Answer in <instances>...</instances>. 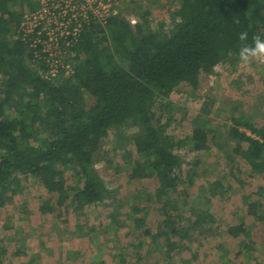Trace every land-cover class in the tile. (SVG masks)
<instances>
[{
    "label": "trees",
    "instance_id": "16d2710c",
    "mask_svg": "<svg viewBox=\"0 0 264 264\" xmlns=\"http://www.w3.org/2000/svg\"><path fill=\"white\" fill-rule=\"evenodd\" d=\"M123 5L124 0L120 16L108 18L105 25L93 20L84 27L66 50L73 74L66 75L60 66L57 77L46 78L51 69L48 54L42 53V47L30 48L18 31L25 12L36 5L31 0H0V208L22 192L24 180L36 179L49 195L41 201L42 214L69 208L85 215L98 204L118 206L104 233L113 225L115 231L133 226L142 234L138 242L121 241L118 264H126L127 257L132 260L131 247L137 250L147 239L151 264H193L201 259L198 236L216 222L208 206L229 193L232 185L217 179L209 184L208 196L196 205L198 198L190 197L189 187L194 185L198 163L190 158L187 164L178 151L200 152L209 150L211 143L220 148L228 144L226 156L240 163L232 174L236 181H260L256 192L243 197L247 207L239 223L226 225L227 237L240 241L239 255L252 258L255 233L246 219L264 223V124L258 126L244 113L232 114L223 130L204 121L202 115L183 139L169 129L180 111L171 100L179 87L185 85L195 92L202 75L213 74L221 64L237 70L239 33L248 32L247 43L255 35L264 38V0H179V7L170 13L168 31L164 23L156 29L148 27L149 10L132 27L123 16ZM85 94L94 99L90 106ZM204 110L208 112V107ZM131 127L138 131L126 132L119 140H126L143 158L134 161L131 178L153 179L155 192L146 197L157 204L163 217L156 231L137 202L139 194L134 201L132 193L118 196L96 169L110 132ZM220 134L226 137L223 143L218 142ZM242 167H248L245 180L239 177ZM67 170L74 174L69 181ZM185 184L187 216L178 214L176 196ZM125 202L132 204L129 207ZM87 228L94 240L98 228ZM134 258L137 263L143 260L140 255ZM231 261L224 253L216 264ZM0 264H4L2 257Z\"/></svg>",
    "mask_w": 264,
    "mask_h": 264
},
{
    "label": "rangeland",
    "instance_id": "374dc122",
    "mask_svg": "<svg viewBox=\"0 0 264 264\" xmlns=\"http://www.w3.org/2000/svg\"><path fill=\"white\" fill-rule=\"evenodd\" d=\"M34 4L37 7V2ZM178 7L179 0H124L122 11L125 19L135 27L143 21L141 15L149 10L151 14L148 16V27L156 29L164 23V30L168 31L172 27L170 13ZM68 58L69 56H66L64 59L66 69L71 65V59ZM68 74L67 71L66 75ZM84 100L87 106L94 101L88 94H85ZM171 100L180 111L174 114L176 120L169 132L178 139L190 135L194 124L201 122L199 116L202 115L204 121L209 120L213 127L218 126L223 130H226L231 122L232 114L238 116L244 113L261 126L264 124V63L254 62L247 67L240 64L237 70L230 64H221L214 69L213 74L202 75L200 87L195 92L182 85L171 95ZM205 107H208L209 113L204 110ZM135 131L138 129L131 127L121 128L119 133L110 132L98 154L96 169L118 196L132 193L134 197L139 194L137 202L143 208V213L148 214V222L153 231H156L163 217L157 204L148 201L146 197H153L155 192L153 179L131 178L130 169L134 167V161H142L143 158L135 153L126 140H119L124 133ZM248 134L251 135V132ZM225 140L226 137L220 134L218 142L223 143ZM210 141L212 142V139ZM228 149V144L220 148L211 143L210 149L206 151L188 152V149L184 148L178 151L184 156L187 164L190 158L198 163L194 166V185L189 187L190 197L195 196V200L198 198L196 205L208 196L209 184L217 179H223L225 183L232 185L229 193L223 198L213 199L208 206L216 222L204 229V235L198 236L196 245L201 251V259L195 260L193 264H216L224 253L230 257L232 264H264V223L254 221L251 217L246 219L252 224L255 233L256 251L252 258L245 253L239 255L240 241L226 235V225L239 223L240 214L246 213L247 206L243 197L256 192L260 187L259 179L250 183L236 181L232 174L240 163L228 159ZM188 168L189 166H185V170ZM247 168L242 167L243 175L239 174L242 180H245ZM72 176L73 172L67 170L68 181ZM188 180L189 177H186V182ZM185 187L188 188L186 184L180 187L176 195L180 199L178 214L183 216L188 215V208L184 205ZM21 191L5 208H0V253L4 250L0 257L4 264H99L101 261H105V264H118L117 252L122 247L121 241L142 240L141 232L133 226H124L120 231H115L112 225V228L104 233L103 229L111 224L110 214L119 209L116 205L98 204L89 207L85 215L69 208H55L52 213L42 214L39 210L41 201L49 198V195L41 184L36 179L29 182L24 180ZM136 198L134 197L133 201ZM131 204L132 202H125L126 206L130 207ZM87 227L98 228L94 240L93 236L90 237L87 233ZM218 243L220 245L215 251ZM150 249L149 239L137 250L131 247L129 251L133 253V257L132 260L127 257L126 264H151L153 259L148 254ZM134 255H140L143 260L137 263ZM188 255V252L184 253L185 258ZM33 260L35 262H31Z\"/></svg>",
    "mask_w": 264,
    "mask_h": 264
},
{
    "label": "built area",
    "instance_id": "2783aa9c",
    "mask_svg": "<svg viewBox=\"0 0 264 264\" xmlns=\"http://www.w3.org/2000/svg\"><path fill=\"white\" fill-rule=\"evenodd\" d=\"M37 9L25 12L19 27L22 40L30 48L42 47L51 69L46 78L57 77L62 66L68 75L73 74L72 65L66 69V50L80 35L84 27L94 21L103 25L111 17L120 16L123 0H32ZM121 6V7H120ZM64 49V50H63Z\"/></svg>",
    "mask_w": 264,
    "mask_h": 264
},
{
    "label": "clouds",
    "instance_id": "9594fccd",
    "mask_svg": "<svg viewBox=\"0 0 264 264\" xmlns=\"http://www.w3.org/2000/svg\"><path fill=\"white\" fill-rule=\"evenodd\" d=\"M239 41L241 46L239 48L238 56L241 65L251 66L255 63H264V38L260 35L252 37L251 43H247L249 34L247 31L239 33Z\"/></svg>",
    "mask_w": 264,
    "mask_h": 264
}]
</instances>
